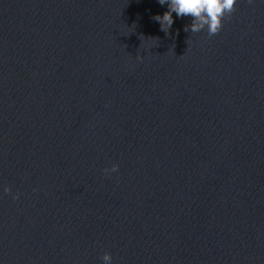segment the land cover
<instances>
[{
    "label": "water",
    "instance_id": "1",
    "mask_svg": "<svg viewBox=\"0 0 264 264\" xmlns=\"http://www.w3.org/2000/svg\"><path fill=\"white\" fill-rule=\"evenodd\" d=\"M264 164V0H0V264H215Z\"/></svg>",
    "mask_w": 264,
    "mask_h": 264
}]
</instances>
